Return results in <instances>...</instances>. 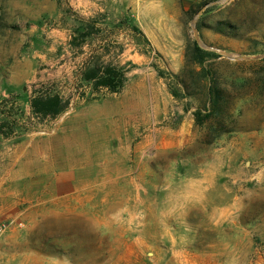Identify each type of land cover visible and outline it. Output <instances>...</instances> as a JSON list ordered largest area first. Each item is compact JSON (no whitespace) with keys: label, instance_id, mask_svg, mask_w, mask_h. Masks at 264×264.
Returning a JSON list of instances; mask_svg holds the SVG:
<instances>
[{"label":"rangeland","instance_id":"1","mask_svg":"<svg viewBox=\"0 0 264 264\" xmlns=\"http://www.w3.org/2000/svg\"><path fill=\"white\" fill-rule=\"evenodd\" d=\"M203 1L178 19L150 10L143 30H109L69 0H0V144L51 138L60 168L78 167L80 181L68 201L0 216L15 222L0 264H179L190 254L221 264L231 252L222 241L264 239V0ZM195 43L220 56L204 66L224 93V123L196 121L207 82ZM86 66L123 72V89L83 80ZM40 94H59L67 109L37 115ZM67 129L79 148L64 146ZM194 180L209 189L195 205Z\"/></svg>","mask_w":264,"mask_h":264},{"label":"crops","instance_id":"2","mask_svg":"<svg viewBox=\"0 0 264 264\" xmlns=\"http://www.w3.org/2000/svg\"><path fill=\"white\" fill-rule=\"evenodd\" d=\"M198 0H69V4L84 19L95 20L99 28L111 30L114 27L135 25L142 29L141 20L148 12L163 11L165 18H181ZM132 24V25H131ZM58 34L66 30L58 27ZM63 144L67 148H79L77 130H63ZM77 139V140H76ZM78 167L60 168L59 157L54 159L53 140L26 134L19 138L2 141L0 144V216L27 206V210L50 208L54 203L72 199L79 193ZM205 180H194L188 191L194 205L205 200L209 191ZM158 238V235H157ZM146 247L153 246L148 240ZM229 250L221 264H264V239L238 242L222 241ZM253 255L250 256L251 251ZM179 264H197L192 255L180 257Z\"/></svg>","mask_w":264,"mask_h":264},{"label":"trees","instance_id":"3","mask_svg":"<svg viewBox=\"0 0 264 264\" xmlns=\"http://www.w3.org/2000/svg\"><path fill=\"white\" fill-rule=\"evenodd\" d=\"M218 0H204L201 4H199V8H203L208 6L209 4L216 2ZM197 11H195L196 13ZM80 35L83 38L88 37L89 33H81ZM192 56L194 57V62L202 66L201 71L199 72V76L206 80L207 89H206V98L207 105L204 107V110H198L195 114L196 121L198 125H203L205 119H222L224 123L225 113H226V99L224 97V93L221 89H219L218 79L212 74V72H207L205 70V61L207 59H215L218 56L215 53L207 52L202 50L198 44H194L192 50ZM89 65V64H88ZM124 74L116 68H91L90 66H86L83 71V80L88 82H96V88H106L111 93L116 94L119 93L124 87ZM180 85L187 90L186 84L182 81ZM68 103L64 102L59 94L49 95V94H40L34 97L31 102V107L33 111L37 115L43 116H55L63 112L67 109ZM203 111L205 112L202 116ZM224 119V120H223ZM223 127V125H221ZM224 128V127H223ZM228 130V131H227ZM223 133H230L229 129L224 128L222 130Z\"/></svg>","mask_w":264,"mask_h":264},{"label":"built area","instance_id":"4","mask_svg":"<svg viewBox=\"0 0 264 264\" xmlns=\"http://www.w3.org/2000/svg\"><path fill=\"white\" fill-rule=\"evenodd\" d=\"M15 226L14 221H7L5 223H0V238L3 236L4 232L8 229Z\"/></svg>","mask_w":264,"mask_h":264},{"label":"water","instance_id":"5","mask_svg":"<svg viewBox=\"0 0 264 264\" xmlns=\"http://www.w3.org/2000/svg\"><path fill=\"white\" fill-rule=\"evenodd\" d=\"M216 4H218V3H214V4H212V5H216ZM193 30H194V32H195V34H196V38H197V40H198V34H197V30H196V28H195V25H194V27H193ZM200 43V42H199ZM200 44H202V43H200ZM227 58H229V59H235L234 57H232L230 54H228V53H223ZM237 60V59H236Z\"/></svg>","mask_w":264,"mask_h":264}]
</instances>
